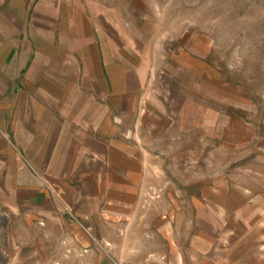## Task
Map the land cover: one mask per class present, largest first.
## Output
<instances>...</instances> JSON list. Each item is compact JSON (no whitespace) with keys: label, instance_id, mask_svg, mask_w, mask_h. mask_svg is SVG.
Segmentation results:
<instances>
[{"label":"crops","instance_id":"0c3cea01","mask_svg":"<svg viewBox=\"0 0 264 264\" xmlns=\"http://www.w3.org/2000/svg\"><path fill=\"white\" fill-rule=\"evenodd\" d=\"M97 11L43 0H9L3 9L0 217L58 218V233L76 245L58 246L57 264L74 257L82 264H264V190L187 177L207 154L208 146L187 144L188 130L201 132V119L208 121L191 113L203 96V67L191 66V97L180 84L183 102L172 113L163 78L186 77L187 66L175 73L170 48L131 19ZM193 48L185 51L192 59L201 53L198 43ZM241 127L232 137L239 134L246 152L258 138L254 153L264 160V128ZM177 154L178 183L202 188L179 195L173 213L163 195L162 212L148 211L154 220L134 226L155 171Z\"/></svg>","mask_w":264,"mask_h":264},{"label":"rangeland","instance_id":"374dc122","mask_svg":"<svg viewBox=\"0 0 264 264\" xmlns=\"http://www.w3.org/2000/svg\"><path fill=\"white\" fill-rule=\"evenodd\" d=\"M8 1L0 0V18H6L3 9ZM43 1L69 2L90 12L98 10L131 19L140 33L151 35L155 44L164 50L170 48V60L175 66L173 71L176 73V69L179 71L181 66H187L186 77L177 73L163 78V93L166 98L171 95V112L174 114L183 102V95L178 93V89H182L180 84H186L187 95L191 97L189 90L193 88V78H196L191 66L203 67L200 77L203 96L199 103L193 98L197 108L192 106L191 113L197 117L206 115L208 121L201 119V132L189 133L188 130L187 144L208 146L207 154L203 155L201 168L191 171L187 177L202 179L204 184L231 185L250 181L252 188L264 190V160L253 149L261 143L255 139L251 150L246 152V149H241L243 143L238 138L239 134L234 138L231 135V131L241 132L244 125L252 130L264 128V0ZM196 43L201 53L193 55L192 59L189 54ZM185 54L187 61H184ZM159 92L162 91L159 89ZM211 117L213 120L218 118L217 125L210 122ZM212 133L216 139L211 138ZM215 144L218 146L217 154L211 151ZM182 156L174 155L164 170L155 171L156 181L144 190L142 213L145 218H139L138 222L136 219L134 226L152 222L154 218H146L149 212H162L163 195H170L173 213L177 209L179 195L189 197L202 188L178 183L184 173V169H179V157ZM183 161L187 165L191 163L189 158ZM258 181L262 185L256 184ZM47 222L0 217V264H57L56 258L60 254L57 247H74L76 244L72 237L58 233V218ZM69 261V264H82L83 259L74 257Z\"/></svg>","mask_w":264,"mask_h":264}]
</instances>
